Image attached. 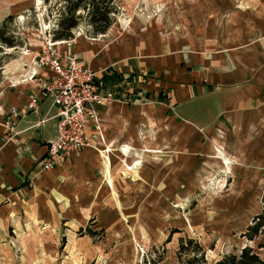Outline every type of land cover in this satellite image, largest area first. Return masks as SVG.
<instances>
[{
	"label": "crops",
	"instance_id": "1",
	"mask_svg": "<svg viewBox=\"0 0 264 264\" xmlns=\"http://www.w3.org/2000/svg\"><path fill=\"white\" fill-rule=\"evenodd\" d=\"M142 1L147 11L157 2ZM162 7L147 20L135 16L136 12L128 14L132 19L126 21L127 27L116 16L117 22L95 37L73 32L72 49L121 100L97 108L99 130L89 127V135L97 132L96 146L63 156L48 171H39L36 163L56 134L57 110L52 97L44 96L38 112L21 117L17 133L10 138H6L4 121L10 108L39 94L38 81L49 77V72L41 70L29 79L35 68L32 55H21L16 64L4 65L0 83V238L8 236L12 226L17 237L25 231L33 232L30 236L56 235L62 221L81 227L99 213L120 221L118 215L124 217L122 198L132 194L121 189L138 182L153 185L155 165L166 182L171 145L181 151L176 142L187 141V132L190 137L209 139L210 157L221 172L229 173L234 163L248 165L256 174V183L261 181L264 0H162ZM194 105L203 113L209 106L215 107L207 115L212 120L205 131L187 117L193 114ZM155 111L163 115L155 116ZM42 117L46 121L37 126ZM174 123L181 126L179 134H173L176 137L171 134ZM155 124L160 126L156 134ZM182 155L176 153L177 158ZM154 156L162 157L155 165Z\"/></svg>",
	"mask_w": 264,
	"mask_h": 264
},
{
	"label": "rangeland",
	"instance_id": "2",
	"mask_svg": "<svg viewBox=\"0 0 264 264\" xmlns=\"http://www.w3.org/2000/svg\"><path fill=\"white\" fill-rule=\"evenodd\" d=\"M30 1L31 6L27 5L29 0H0V24L4 17L12 15L7 26L20 42L12 48L3 47L0 52V83L5 64H16L24 49H30L32 55L40 52L48 38L53 17L49 6L54 5L55 0L48 3L41 0L39 5L35 0ZM118 4L117 18L121 17L119 22L123 27L128 26L126 21L132 19L129 15L134 12L135 16L147 20L163 8L162 0H157L153 4L155 8L149 11L143 8L142 0H121ZM73 32L86 35L83 25ZM159 97L162 102V93ZM195 109L194 105L193 114L187 117L202 127L201 131L210 128L212 118L207 115L213 114L215 107L209 106L206 113ZM156 115L163 114L155 111ZM180 127L171 124V134H179ZM159 128L158 124L154 125L155 134ZM190 134H186L187 141L177 140L176 148L182 147L181 151L171 145L170 174L166 171V182L159 166L155 165L162 157L154 156L151 157L155 165L153 185L148 183L145 187V182H138L130 189H121L126 194L127 191L132 193L130 198H122L125 219L119 214L120 221H115L99 213L81 227L62 221L56 235L52 233V236L43 232L30 236L31 231H25L17 237L12 226L9 235L0 238V264H142L148 256H162L158 264H181L176 249L178 237L184 235L202 245L206 264H214L223 254L238 252L244 245L252 246L264 257V247H257V242H264V236L249 242L241 237L252 217L264 207V175L256 183L251 166L235 163L229 173L221 172L210 157L209 139L202 140L199 135L190 137ZM177 152L184 155L177 158ZM164 185L168 186L167 194L163 193ZM173 228L181 232L174 233L164 245Z\"/></svg>",
	"mask_w": 264,
	"mask_h": 264
},
{
	"label": "built area",
	"instance_id": "3",
	"mask_svg": "<svg viewBox=\"0 0 264 264\" xmlns=\"http://www.w3.org/2000/svg\"><path fill=\"white\" fill-rule=\"evenodd\" d=\"M51 38L50 34L45 38L40 52L32 55L30 49L22 51V55H32L31 63L35 67L29 79L41 70L48 71L49 77L39 79V94L20 107L10 108L4 121L6 138H10L17 133L16 124L21 117L29 112H38L40 99L44 96L52 97V105L57 110L56 134L47 144L44 157L36 163L39 171L52 169L63 156L76 153L85 146H96L99 130L97 108H108L121 100L108 82L72 49V38L60 41H52ZM46 119L42 117L36 125H42ZM92 126L97 132L89 135V127Z\"/></svg>",
	"mask_w": 264,
	"mask_h": 264
},
{
	"label": "trees",
	"instance_id": "4",
	"mask_svg": "<svg viewBox=\"0 0 264 264\" xmlns=\"http://www.w3.org/2000/svg\"><path fill=\"white\" fill-rule=\"evenodd\" d=\"M48 1L44 0L45 3ZM117 2L118 0H55L54 5L49 6V14L53 15L49 28L51 40L72 38L73 31L81 25L84 26L87 36L104 34L116 20L119 12ZM11 19L12 15H7L0 24V52L3 47L7 49L20 45L14 33L8 29L7 22ZM176 232L181 230L173 228L164 245L170 242ZM259 236H264V207L252 217L251 223L241 234L247 242L254 241ZM178 239L176 254L181 264H206V251L195 238L184 235ZM257 247H264V242H257ZM162 259V256H148L142 264H158ZM214 264H264V257H261L252 246L244 245L238 252L223 254Z\"/></svg>",
	"mask_w": 264,
	"mask_h": 264
},
{
	"label": "bare ground",
	"instance_id": "5",
	"mask_svg": "<svg viewBox=\"0 0 264 264\" xmlns=\"http://www.w3.org/2000/svg\"><path fill=\"white\" fill-rule=\"evenodd\" d=\"M38 2H39V0H38Z\"/></svg>",
	"mask_w": 264,
	"mask_h": 264
}]
</instances>
